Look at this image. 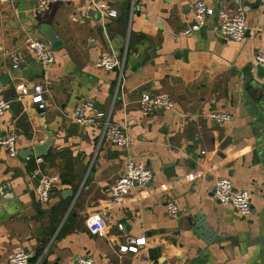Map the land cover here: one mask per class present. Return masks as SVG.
Masks as SVG:
<instances>
[{
	"label": "crops",
	"instance_id": "1",
	"mask_svg": "<svg viewBox=\"0 0 264 264\" xmlns=\"http://www.w3.org/2000/svg\"><path fill=\"white\" fill-rule=\"evenodd\" d=\"M36 1L0 0V75L10 78L0 98L11 101L0 138L17 136L15 156L0 145V263L24 251L31 264H78L83 255L95 264H264V64L254 59L264 0L215 1L244 13L239 42L219 34L214 17L184 34L194 0H54L43 11ZM42 24L62 40L47 67L25 43L48 42ZM103 54L123 59L122 76L96 65ZM21 82L42 84L45 108L15 100ZM143 92L169 96L174 109L143 115ZM86 100L127 126L129 147L99 141L100 122L72 121ZM46 140L45 154L19 155ZM129 159L152 178L115 201L110 187ZM36 171L60 177L46 202ZM223 176L250 192L249 216L215 198ZM142 237L136 252L119 249Z\"/></svg>",
	"mask_w": 264,
	"mask_h": 264
},
{
	"label": "built area",
	"instance_id": "2",
	"mask_svg": "<svg viewBox=\"0 0 264 264\" xmlns=\"http://www.w3.org/2000/svg\"><path fill=\"white\" fill-rule=\"evenodd\" d=\"M54 0H37L36 9L43 11ZM218 0H194L190 7L192 9L194 20L188 23L182 32L189 34L205 26L210 17H214L215 29L221 34L229 37L233 41H242L246 31V21L244 13L241 10L230 12L228 10L217 9L214 5ZM99 11L105 12L108 16H115L116 12L110 9L105 3L97 5ZM26 47L31 51L36 60L43 66L47 67L53 62V49L49 42L42 39L27 37L25 39ZM254 59L259 64H264V47L256 49ZM96 65L106 70L114 68L119 69V76H122L123 59L116 55L103 54L97 61ZM17 95L15 100H21L28 96L33 104L38 108H45L46 99L44 93L46 89L40 83L26 84L18 83L15 85ZM11 101L0 98V115L9 110ZM139 107L143 115L152 113L156 109L172 110L174 109L173 100L166 95H152L149 92H143L139 99ZM71 119L78 125H96L102 124V130L98 137L101 141L106 139L110 144L127 148L133 142V137L129 133L124 123L112 122L109 115L94 109L93 101L86 100L76 106L70 113ZM208 116L218 122L230 119V114L225 111H210ZM16 133L10 130L4 137L0 138V145L4 146L10 156L17 154L15 141ZM40 160V159H39ZM38 160V161H39ZM40 162V161H39ZM39 178L38 192L42 202L48 201L52 189L60 182L57 174H46L36 171ZM152 171L142 162L128 160L120 175L115 179L110 187V195L113 200L118 201L125 195L129 194L138 186H144L150 182ZM214 196L221 203H230L242 215L251 214V196L246 189L234 188L232 181L228 177H219L214 186ZM167 211L171 214L177 213V207L172 202L166 203ZM120 228L121 226L118 225ZM144 242V238L130 239L127 244L121 245V251H137V245ZM0 264H31L29 254L24 251L16 252ZM78 264H95L90 255H83L78 258Z\"/></svg>",
	"mask_w": 264,
	"mask_h": 264
},
{
	"label": "water",
	"instance_id": "3",
	"mask_svg": "<svg viewBox=\"0 0 264 264\" xmlns=\"http://www.w3.org/2000/svg\"><path fill=\"white\" fill-rule=\"evenodd\" d=\"M217 2H219V0ZM40 29L44 33L45 37L47 38L53 50L57 49L62 44V40L57 37L55 32L48 25L42 24ZM9 82H10L9 77L0 75V88ZM48 144H49L48 140H46L43 143L33 144L30 147H27L25 151H19V155L22 156L23 158L28 157L30 155H35V156L43 155L46 153L45 148L47 147Z\"/></svg>",
	"mask_w": 264,
	"mask_h": 264
}]
</instances>
